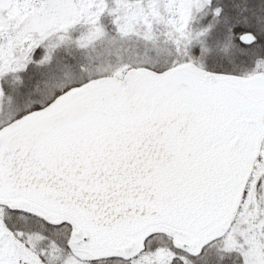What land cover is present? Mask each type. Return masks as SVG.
<instances>
[{
    "label": "snow or ice",
    "instance_id": "1",
    "mask_svg": "<svg viewBox=\"0 0 264 264\" xmlns=\"http://www.w3.org/2000/svg\"><path fill=\"white\" fill-rule=\"evenodd\" d=\"M0 264H264V0H0Z\"/></svg>",
    "mask_w": 264,
    "mask_h": 264
}]
</instances>
